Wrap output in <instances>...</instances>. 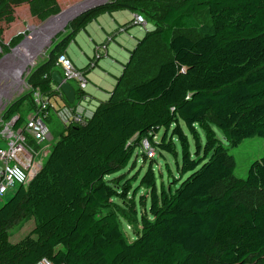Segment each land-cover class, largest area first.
<instances>
[{
  "label": "trees",
  "instance_id": "16d2710c",
  "mask_svg": "<svg viewBox=\"0 0 264 264\" xmlns=\"http://www.w3.org/2000/svg\"><path fill=\"white\" fill-rule=\"evenodd\" d=\"M37 1L0 0V19L9 17L7 8L29 6L32 13ZM142 1L88 11L82 30L102 13L129 11L126 3ZM203 11L210 24L199 26L196 38L180 32ZM153 21L108 100L84 126L64 128L36 175L0 206V264L43 258L51 264H264V154L245 178H236L234 159L214 131L233 148L245 139L264 141V0H180ZM50 75L37 80L34 73L30 93L3 115L28 144L36 143L24 132L30 109L23 107L36 89L49 98L58 94ZM74 91L77 101L82 93ZM143 141L159 155L180 157L173 188L157 183L150 165L140 177H123ZM140 188L146 195L138 197L137 213ZM239 193L255 198L238 199ZM23 218L33 219L32 229L10 243L9 229ZM120 220L139 221L131 243Z\"/></svg>",
  "mask_w": 264,
  "mask_h": 264
},
{
  "label": "rangeland",
  "instance_id": "374dc122",
  "mask_svg": "<svg viewBox=\"0 0 264 264\" xmlns=\"http://www.w3.org/2000/svg\"><path fill=\"white\" fill-rule=\"evenodd\" d=\"M86 0H56V3L52 0H39L34 5V9L31 10L26 6L17 8H7L4 11L7 12L9 17L1 18L2 24V40L4 42V48H0V148L5 147V143L1 138V132L6 128L10 121L6 120L3 115L6 108L15 100L28 95L30 93L29 78L36 73L37 80H42L47 74L58 72L55 64V56L58 53H65V46L67 47V53L74 63V66L80 71L86 72V78L88 84L84 89V93L91 96V103L87 102L83 107H87L93 112L98 106L99 102H104L108 99V92L111 93L115 87L116 79L122 73V66L126 64L130 52L136 47L137 41L141 40L150 25H155L153 19L159 17L160 12L166 7L171 5H177L180 0H143L139 3H129V11L122 10L114 13H102L95 20H92L82 30L83 18H78L69 21L67 25L56 35L52 37L50 46L44 51V44L40 48L39 52L31 57L28 53H32L39 47L38 41L43 37L40 31H38L35 37H29L30 43L23 44L18 47L21 41L32 34L31 27L36 29L40 28L50 19L57 17L61 13L71 9L72 7L83 3ZM105 0H96L87 6L102 2ZM113 1H106L101 6H98L92 10L100 9ZM86 6V7H87ZM136 12L141 15L146 22V27L142 25H136L132 23V17ZM35 14L34 18L32 15ZM1 17V15H0ZM210 18L207 11H203L199 14L193 15L189 22H187L186 29L182 32L189 38H196L198 36L197 28L202 25H209ZM58 28V27H57ZM73 31H79L75 37L71 34ZM20 36V39L15 45H9L10 40L14 36ZM107 37H111L112 40L108 43L106 51L102 57L97 61L94 68L88 69L87 57L91 58L94 53V47H99L104 44ZM39 38V39H38ZM74 38V40H73ZM157 43V42H155ZM42 44V42H41ZM18 47V48H17ZM17 48V49H16ZM23 52L19 51L21 49ZM16 49V50H15ZM21 55L22 57H20ZM24 65H23V64ZM22 64V65H21ZM116 78V79H115ZM70 85L76 89L74 82H69ZM33 101L28 98L24 104L23 110L29 108V112L25 119L31 114V105ZM51 103L55 107L59 106L56 100H52ZM86 108V109H87ZM56 124L58 132L61 134L64 127L57 120L53 113L50 114L46 125L49 131H52V124ZM216 137L222 141L223 146L227 149L228 153L232 155L235 163L234 177L245 178L247 170L250 164L260 159L264 154V141L258 137L245 139L237 147H230L222 137L219 130L214 129ZM162 132H159L154 138V142H158ZM24 137V136H23ZM199 137L201 143H203V133L199 131ZM23 142L27 146V149L36 155L38 148L36 144H28L27 139H23ZM189 143L191 150L193 148V142L189 137ZM177 150L179 152L177 141L175 142ZM151 148V147H150ZM143 145L137 148L133 157L132 164L127 169L122 170L125 179L130 180L134 175L139 174V177L144 173L147 167L150 165L153 168L156 182L162 183L164 188L174 187V179L178 178L176 167L180 163V157L177 161L170 155H159L154 151L152 157H143L144 155ZM137 181L133 182L131 187L136 190ZM225 185V184H224ZM14 192H9L6 197L0 201L2 206L8 201ZM145 196L146 191L144 188H140L134 196V203L137 213L141 211V205L138 203L139 196ZM9 198V199H7ZM130 195L127 196V201L131 199ZM238 199H245L253 202L254 195L249 193H239ZM115 202L122 205L120 200ZM148 201L146 199L145 205ZM103 213V212H102ZM34 225L32 218L19 219L9 229V242L16 243L27 235ZM120 230L127 243H131L136 233L139 231V221L133 222V224H127L125 221H119Z\"/></svg>",
  "mask_w": 264,
  "mask_h": 264
},
{
  "label": "built area",
  "instance_id": "2783aa9c",
  "mask_svg": "<svg viewBox=\"0 0 264 264\" xmlns=\"http://www.w3.org/2000/svg\"><path fill=\"white\" fill-rule=\"evenodd\" d=\"M132 23L146 27L143 17L134 14ZM112 40L107 37L104 44L94 47V53L87 62L88 69L96 66L97 61L106 51L108 43ZM55 64L61 79L67 84L74 82L78 92L82 93L77 101H73L71 105H66L62 98L61 92L54 85L52 89L58 93L56 96L49 98L42 94L38 89L32 92V101L34 108L31 110L30 116L24 120L23 129L30 139L40 146L45 143L50 135V131L46 125L51 113L56 116L57 120L64 128L82 127L91 117L92 112L83 105L87 102L90 104L89 96L84 93V89L88 84L86 72L77 69L71 59L65 53H59L55 57ZM60 98L62 104L55 107L51 103V99ZM75 99V91H74ZM13 120L1 132V138L5 143L4 148H0V201L3 200L9 192H14L21 186H26L29 181L36 175L43 162L45 161L49 148H41L36 155H33L23 142V135L20 132L11 130ZM144 153L147 157H152L154 151L149 147L146 141L142 142ZM35 264H51L49 260L43 258Z\"/></svg>",
  "mask_w": 264,
  "mask_h": 264
},
{
  "label": "water",
  "instance_id": "95a60500",
  "mask_svg": "<svg viewBox=\"0 0 264 264\" xmlns=\"http://www.w3.org/2000/svg\"><path fill=\"white\" fill-rule=\"evenodd\" d=\"M88 1H91V0H86L84 2H88ZM106 1L109 2V0H105V1H102V2H99V3H96V4H93L91 6H87V7H84L76 12H73L72 14H70L68 17H66V19H64L62 21V23L58 26V28H56L53 32L49 33L47 36H43L40 43H44V50H43V53L44 51L50 46V43L52 41V37L54 35L57 34V32L61 31L69 21H72L76 18H78L79 16L83 15L84 13L90 11L91 9H94L98 6H101L102 4H104ZM83 2V3H84ZM82 4V3H80ZM79 5V4H78ZM76 5V6H78ZM76 6L72 7L71 9L67 10V12H63L61 13L60 15H58L57 17H54V18H50L45 24L51 22V21H57V20H60L61 18L65 17L66 15L69 14V12H71ZM41 28V27H40ZM40 28H30L31 31H37L38 29ZM33 34V32H32ZM32 34L28 37H26L23 41L20 42V44L18 45V47L22 46L23 44H27V42L29 41V37L32 36ZM50 80L51 82L59 89V91L62 93V95L64 96L65 100L68 102V103H73L74 101V90L73 88L71 87V85L65 83L63 81V79H61L60 77V74L58 72H53L51 73L50 75Z\"/></svg>",
  "mask_w": 264,
  "mask_h": 264
},
{
  "label": "bare ground",
  "instance_id": "6f19581e",
  "mask_svg": "<svg viewBox=\"0 0 264 264\" xmlns=\"http://www.w3.org/2000/svg\"><path fill=\"white\" fill-rule=\"evenodd\" d=\"M93 1H96V0H91V1H88V2H84V3H82V4H79L78 6H76L71 12H69V14L68 15H66L65 17H63V18H61L60 20H55V21H51V22H49V23H47V24H45V25H43L40 29H38L37 31H34L33 32V34H32V36L31 37H35L36 35H37V33H38V31H40L42 34H44L43 36H47L49 33H51V32H53L61 23H62V21L64 20V19H66V17H68L70 14H72L73 12H76V11H78V10H80V9H82V8H84V7H86L87 5H89L90 3H92ZM67 12V11H66ZM42 39V38H41ZM41 39H39L40 41H41ZM40 42L38 41V44H39ZM44 43H40L39 44V47H38V50L42 47V45H43ZM21 48V47H20ZM25 50V48L23 49H21L20 50V52H23ZM38 50H36V51H34V52H32L31 54L30 53H28V55H30L31 57H33V56H35V54H36V52L38 51ZM19 52V53H20Z\"/></svg>",
  "mask_w": 264,
  "mask_h": 264
},
{
  "label": "crops",
  "instance_id": "0c3cea01",
  "mask_svg": "<svg viewBox=\"0 0 264 264\" xmlns=\"http://www.w3.org/2000/svg\"><path fill=\"white\" fill-rule=\"evenodd\" d=\"M115 12H118V11H115ZM112 13H114V12H112ZM131 13H136V12H131ZM137 14V13H136ZM153 28H154V26L153 25H150V27L148 28V30L149 31H151V30H153ZM85 29V28H84ZM83 29V30H84ZM42 34V33H41ZM145 34V33H144ZM43 35V34H42ZM39 39V38H38ZM31 40H33V39H29V42L28 43H30L31 42ZM74 40V39H73ZM139 41V40H138ZM138 41H137V43H138ZM36 50H38V48L37 49H35V51ZM40 50V49H39ZM39 50L36 52V54L39 52ZM20 52V51H19ZM35 54V55H36ZM65 54L69 57V55H68V53H67V47L65 48ZM20 57H22L21 55H19ZM70 58V57H69ZM90 58L89 57H87V62H88V60H89ZM73 63V62H72ZM23 64V63H22ZM21 64V65H22ZM24 65V64H23ZM73 65H74V63H73ZM125 64H123V65H121L122 66V70H123V66H124ZM116 79V78H115ZM109 92H108V98H109ZM89 99H90V103H91V99H92V97L91 96H89ZM52 100H56L55 98H53V99H51V101ZM108 100V99H107ZM106 100V101H107ZM58 103H59V106L62 104V101L60 100V98L59 99H57L56 100ZM106 101H104V102H106ZM100 103V102H99ZM98 103V104H99ZM53 104V103H52ZM58 106V107H59ZM59 135H60V133L58 132V128L56 127V124H52V131L50 132V135H49V137H48V139H47V141L45 142V143H42V144H40V146H39V149H41V148H49V150H50V148L52 147V145L58 140V137H59ZM7 199H9V198H7Z\"/></svg>",
  "mask_w": 264,
  "mask_h": 264
}]
</instances>
